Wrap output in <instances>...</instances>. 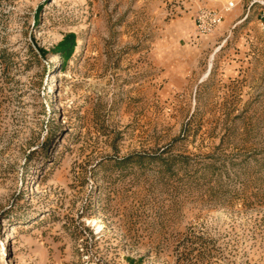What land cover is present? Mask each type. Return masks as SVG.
Returning a JSON list of instances; mask_svg holds the SVG:
<instances>
[{
	"label": "rangeland",
	"instance_id": "obj_1",
	"mask_svg": "<svg viewBox=\"0 0 264 264\" xmlns=\"http://www.w3.org/2000/svg\"><path fill=\"white\" fill-rule=\"evenodd\" d=\"M0 264H264V0H0Z\"/></svg>",
	"mask_w": 264,
	"mask_h": 264
},
{
	"label": "built area",
	"instance_id": "obj_2",
	"mask_svg": "<svg viewBox=\"0 0 264 264\" xmlns=\"http://www.w3.org/2000/svg\"><path fill=\"white\" fill-rule=\"evenodd\" d=\"M233 5V3H229L223 10L200 7L194 17L196 34L202 35L213 32L222 23L223 12L230 10Z\"/></svg>",
	"mask_w": 264,
	"mask_h": 264
},
{
	"label": "trees",
	"instance_id": "obj_3",
	"mask_svg": "<svg viewBox=\"0 0 264 264\" xmlns=\"http://www.w3.org/2000/svg\"><path fill=\"white\" fill-rule=\"evenodd\" d=\"M73 37H74L73 35H71V37H67V39H65L58 47V49L62 51L64 56L65 55L67 56V54H66L67 49L70 46L73 47V45H74Z\"/></svg>",
	"mask_w": 264,
	"mask_h": 264
}]
</instances>
